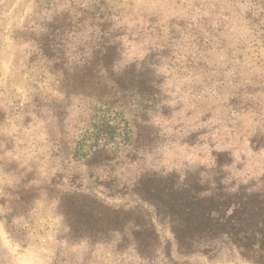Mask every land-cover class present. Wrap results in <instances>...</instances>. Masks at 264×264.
<instances>
[{
    "label": "rangeland",
    "instance_id": "1",
    "mask_svg": "<svg viewBox=\"0 0 264 264\" xmlns=\"http://www.w3.org/2000/svg\"><path fill=\"white\" fill-rule=\"evenodd\" d=\"M102 107L132 142L79 162ZM169 178L264 189V0H0V264H148L114 212L140 206L172 239L140 196ZM168 251L264 264L225 238Z\"/></svg>",
    "mask_w": 264,
    "mask_h": 264
},
{
    "label": "trees",
    "instance_id": "2",
    "mask_svg": "<svg viewBox=\"0 0 264 264\" xmlns=\"http://www.w3.org/2000/svg\"><path fill=\"white\" fill-rule=\"evenodd\" d=\"M131 142L132 131L123 116L111 108H97L91 129L77 142L74 158L82 162L103 146ZM217 181L219 186L207 198H201L195 187L172 178L148 186L140 196L153 207L161 220L159 225L170 227L172 239L161 233L153 214L144 208L139 206L145 217L120 207L114 212L118 215L116 230L122 235L120 247L132 249L144 263L169 264L171 244L178 253L183 249V254H189L202 242L211 246L215 240L225 238L241 249L244 257L264 262V189L255 192L241 187L230 193L229 186H222V178Z\"/></svg>",
    "mask_w": 264,
    "mask_h": 264
}]
</instances>
